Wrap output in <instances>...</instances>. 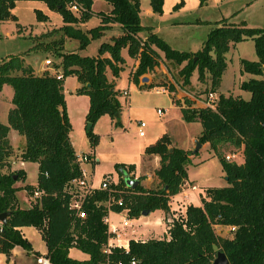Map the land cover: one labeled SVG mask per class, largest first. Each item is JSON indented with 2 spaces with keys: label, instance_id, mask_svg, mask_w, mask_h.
I'll list each match as a JSON object with an SVG mask.
<instances>
[{
  "label": "trees",
  "instance_id": "1",
  "mask_svg": "<svg viewBox=\"0 0 264 264\" xmlns=\"http://www.w3.org/2000/svg\"><path fill=\"white\" fill-rule=\"evenodd\" d=\"M16 1L19 0H0V23L15 20L11 9ZM38 1L59 14L62 25L58 29L67 38L76 40L79 48L97 37L108 23L118 24L121 33L110 42L100 43L94 56L57 51L60 59L52 67L60 68L61 79L46 70L35 74L20 56L0 60V90L3 85L11 88V107L7 109L6 122H0V214L5 213L4 221H0V254L8 256L12 247L19 245L26 253L41 256L32 250L19 230L32 226L45 245L42 256L49 264H209L215 256L212 245L224 253L228 264H264V28L221 19L208 30L200 50L178 51L153 33L144 39L137 36L143 28L139 23L138 0H103L110 6L108 13L91 10L92 0ZM162 2L148 0L152 13H161ZM71 3L76 4V12L69 9ZM92 16L99 18L98 25L86 31L72 26ZM35 19L45 21L47 17L35 10ZM248 38L253 42L256 59L240 58L238 62L240 71L251 76L239 84L249 97L223 95L218 87L226 68L224 54L229 47ZM123 48L128 56L137 57V64L129 74L133 83L137 84L140 77L158 64L155 49L162 53L163 59L179 66L177 73L182 85L189 84L193 71L197 81L208 80V92L215 95L213 107L194 106L188 98L172 102L184 121L200 124L197 141L208 144L226 176L225 185L202 190L200 205L188 204L183 214L171 218L165 236L129 239L126 248L107 245L110 234L103 220L107 210L124 211L129 219L156 209L167 212L169 197L180 191L186 179L189 155L197 152L171 146L169 137L163 133L143 149L144 155L159 158L154 188L142 187L140 177L130 188L125 179H133V165L114 163L117 179L110 185V193L94 189L85 195L80 209L83 217H78L70 207L71 199L78 193L71 182L80 178L81 166L69 140L72 128L65 111L62 79L74 75L79 83L75 93L88 97L84 122L90 127L84 133L93 149L98 136L91 131V125L101 115L112 119L120 111V95L105 73L109 71L117 77ZM167 91H173L172 85ZM10 130L24 140L20 161L36 164L34 183H23L22 169L8 171ZM225 144L241 149L239 163L221 156L218 148ZM89 161L94 163L95 159ZM16 182L21 184L16 186ZM17 190H23L28 197L27 208L19 207ZM35 190L40 193L33 198ZM214 225L232 227V235L215 234ZM70 248L87 257L82 260L69 257Z\"/></svg>",
  "mask_w": 264,
  "mask_h": 264
},
{
  "label": "rangeland",
  "instance_id": "2",
  "mask_svg": "<svg viewBox=\"0 0 264 264\" xmlns=\"http://www.w3.org/2000/svg\"><path fill=\"white\" fill-rule=\"evenodd\" d=\"M140 1L139 23L143 26L152 25L151 31L169 47L178 51L196 52L200 50L208 28L221 19H224L223 22L227 20L233 23L243 21L248 27L264 28V0H204L203 2L163 0L161 13L158 15L145 12L144 8H149L148 0ZM103 2L94 0L95 9H102ZM35 10L45 14L47 19L37 21ZM11 14L15 16V20L7 19L0 23V60L11 55L20 56L23 63L31 65L35 70L41 69L43 72L44 66L40 62L44 58L57 63L60 58L56 52H67L70 49L68 44L65 46L60 41L61 39L63 41L74 39L63 35L58 29L62 25L59 14L49 10L42 1H16ZM96 25V17H93L87 21L86 25L73 24L72 26L86 31ZM118 33L117 25L104 27L97 37L89 39L85 47L79 48L77 41L74 40L73 44L77 45L75 51L81 56L94 55L100 42H110ZM139 34L145 35V29L140 30ZM237 43L234 49L225 53L227 66L222 73L218 92L223 95H240L243 99H248L249 93L240 89L239 84L251 76L240 71L238 61L240 58L254 60L256 56L250 38ZM121 54L124 57V64L115 79V87L121 93L120 95L118 92L120 111L112 119L101 115L91 125V131L98 136L93 149H90L84 133L87 96L75 93V88L79 87V83L74 75H67L62 79L64 106L72 128L70 137L73 146L78 155L90 151L91 158L96 159L94 163L89 160L80 162L82 170L89 173L88 178L92 186L99 184L103 174H109L110 179L115 181L116 171L113 164L137 161L142 148L153 143L163 133L169 137L171 146L173 144L175 147H188L190 151H193L194 140H197L201 130L198 122H186L181 118L177 106L171 103L167 87L169 85L173 87V101L182 102V98H188L194 106H200L208 92V80L197 81L196 73L193 71L189 77V84L182 85L181 77L177 73L179 66L171 61L160 59L155 68L146 72L155 84L144 88L148 82L147 76L144 75L147 78L146 81L138 80L140 88L136 83L128 82L127 71L132 60L125 49H122ZM51 69L53 67H49L46 72L51 73ZM3 88L0 90L1 123L6 122V112L11 107L10 100H8L11 96V88L8 85H4ZM121 90L127 92V95H123ZM157 109L161 111L160 114L156 113ZM140 121L144 123L142 128L138 125ZM139 130L143 132L142 136L138 135ZM8 140L11 146L8 171H14L19 167V155L24 140L13 130L8 133ZM218 151L224 159L226 155H231L229 160L225 159L226 161L239 163L242 160L240 148L225 144L219 146ZM196 152L197 155L192 159L193 163H189L186 169L188 181L199 185L200 189L203 186L225 185V175L215 153L208 144H200ZM24 169L25 182L34 183L36 164L26 162ZM16 183V186L20 185V182ZM154 185L155 179L153 178L149 186L154 188ZM15 195L20 207L29 206V199L23 190H17ZM151 212L145 220L152 221L158 215L157 212ZM121 216H124L123 213L112 212L109 214V221L118 222ZM212 228L219 236L230 237L232 235V229L228 226L214 225ZM22 233L30 243L32 250L39 253L45 251V245L34 227L24 226ZM69 256L75 259L86 258L85 253L75 248L69 249ZM0 264H39V258L32 254H25L22 247L15 245L8 256L0 254Z\"/></svg>",
  "mask_w": 264,
  "mask_h": 264
},
{
  "label": "crops",
  "instance_id": "3",
  "mask_svg": "<svg viewBox=\"0 0 264 264\" xmlns=\"http://www.w3.org/2000/svg\"><path fill=\"white\" fill-rule=\"evenodd\" d=\"M103 1V0H102ZM139 1V13H138V16H139V20H140V11H141V1L140 0H138ZM103 4H104V6H102V9H95V7H94V0H92V3H91V10H93L94 12H97V11H100V12H102V13H108L109 12V10H110V6H109V4H107L106 2H103ZM102 4V5H103ZM148 7H149V4H148ZM145 9V12H147V13H152V11L150 10V7L149 8H147V7H145L144 8ZM153 15H158V14H155V13H152ZM45 15V14H44ZM94 18L96 17V20H97V25L99 24V18L97 17V16H93ZM93 17H91V18H93ZM90 19V18H89ZM88 19V20H89ZM87 20V21H88ZM87 21H85V22H83V23H78L79 25H86V23H87ZM226 22H229V23H232V24H238V23H240L241 21H238V22H235V23H233V22H230V21H227V20H225ZM61 24H62V22H61ZM117 25L118 27H119V25L118 24H116V23H108L107 25H105V27H110L111 25ZM140 25L143 27L142 29H145V31H146V34L145 35H143V36H141L140 34H139V32L137 33V36L139 37V38H141V39H144L147 35H148V33H153V31H151V29H152V25H150V26H143L141 23H140ZM213 26V25H212ZM211 28V27H210ZM210 28H208V30L210 29ZM141 29V30H142ZM208 32V31H207ZM206 32V33H207ZM121 33V29H120V27H119V33L117 34V35H119ZM154 34V33H153ZM116 35V36H117ZM246 40V39H245ZM73 42H74V40H66L65 39V41H63V44L66 46L67 44L69 45V50L68 51H70V52H76L75 51V48H76V46L73 44ZM241 42V41H240ZM100 43H102V42H100ZM236 44H238V43H235L234 45H233V47H229V49L227 50V51H229L230 49H234L235 47H236ZM125 48H123V50H124ZM155 49V48H154ZM174 49V48H173ZM126 50V49H125ZM156 51H157V53H158V55H159V60L160 59H162V60H164L163 59V57H162V54L160 53V51H158L157 49H155ZM121 51H122V49H121ZM121 51H120V56L122 57V59H123V62L119 65L120 66V70L122 69V67H123V64H124V57H123V55L121 54ZM77 53V52H76ZM78 54V53H77ZM96 54V53H95ZM94 54V55H95ZM94 55H82V56H94ZM106 55V54H105ZM224 56H225V54H224ZM131 58V60H132V62H131V64L129 65V68H128V71H127V80H128V82H131L130 80H129V74H130V72H132L133 70H134V68H135V66H136V64H137V57H130ZM226 58V57H225ZM44 59H46V58H44ZM43 59V60H44ZM256 59V58H255ZM254 59V60H255ZM159 60H158V62H159ZM225 61H226V59H225ZM24 64H27V63H24ZM40 64L41 65H43V61L42 62H40ZM29 65V64H28ZM31 68H32V70H33V72L35 73V74H39V72H41V69H34L31 65H29ZM44 66V65H43ZM226 66H227V63H226ZM156 67V66H155ZM155 67H153V68H155ZM47 69H49V66H44V70H47ZM119 70V71H120ZM51 72H54V73H58V74H61V70H60V68H57V69H55L54 70V68H53V71H51ZM119 73V72H118ZM145 76H147V78H148V82L145 84V86H144V88L145 87H147V86H152V85H154L155 84V82H153L151 79V76L148 74V73H146V74H144ZM144 75L142 76V77H144ZM105 76H106V78H107V80L108 81H111V82H113V84H114V89L115 90H117L119 93H120V90H118V89H116V87H115V79H116V77H113L111 74H110V72L109 71H106V73H105ZM222 76V75H221ZM142 77H140L139 79H140V81L142 80L141 78ZM146 77H145V80H143V81H146V79H147ZM220 86V85H219ZM4 87V85L2 86V88L1 89H4L3 88ZM62 87H63V85H62ZM137 87H140V84L139 83H137ZM141 88V87H140ZM76 89V88H75ZM122 91H124V90H121V92ZM218 91H219V88H218ZM168 92V91H167ZM173 91H170V92H168V94L170 95V97H171V103H173L172 102V95H173V93H172ZM120 95H121V93H120ZM125 95H127V92H126V94ZM63 96H64V90H63ZM84 96H86V95H84ZM11 97V96H10ZM8 100H10V98L8 97ZM120 100V96L118 97V101ZM181 101V100H180ZM120 103V102H119ZM194 105V104H193ZM196 105V104H195ZM200 106H202V105H200ZM87 107H88V97H87V105H86V109H85V112H86V110H87ZM177 109H178V107H177ZM178 111H179V109H178ZM106 116H108V115H106ZM110 119V118H109ZM72 130V129H71ZM11 131V130H10ZM9 131V132H10ZM8 132V133H9ZM71 133V132H70ZM70 133H69V140H70V143H71V145H72V147H73V150L75 151V154H77L76 153V149L74 148V146H73V142H72V140H71V137H70ZM142 135H143V132H142ZM142 135H139V136H142ZM151 144V143H150ZM146 146V145H145ZM144 146V147H145ZM172 146H174L173 144H172ZM144 147L142 148V151L140 152V154H139V157H138V160L137 161H133V162H127V163H124V164H132L133 165V170H132V176H133V178L135 179V178H137V177H140V181H139V183L141 184V186L142 187H144V188H147V189H149V188H152L151 186H149V184L151 183V181L153 180V178L155 179V185L154 186H156L157 185V182H158V180H157V178L155 177V175H154V170L155 169H157L158 168V165H159V158H158V156H155V155H144L143 154V149H144ZM178 148H181V149H183V150H189L188 149V147L187 148H183V147H178ZM90 152V151H89ZM87 153V152H86ZM197 155V154H196ZM196 155H189V163H193V161H192V159L194 158V156H196ZM95 161H96V159H95ZM188 163V164H189ZM25 164H26V161H19V167H18V169H22L23 171H24V173H25V178H26V172H25V169H24V166H25ZM188 164H187V166H188ZM187 166H186V169H187ZM82 169V168H81ZM104 175V174H103ZM90 175H89V173H85V177L90 181V178H88ZM116 179H117V176H116ZM150 180V181H149ZM149 181V182H148ZM23 183H26L25 182V179H24V181H23ZM16 185H17V183H15ZM19 184H21V183H19ZM191 185H193V186H195V188L194 189H190L189 187L191 186ZM153 186V187H154ZM199 185H197V184H192L191 183V181H188V179H187V177H186V179H185V181H184V183L181 185V187H180V191L178 192V193H176L175 195H172V196H170L169 197V201H168V211L167 212H164V211H162V210H160V209H156V210H153V212H157V216L152 220V221H149V220H145V217L146 216H148V214L151 212H147V214H145V215H139V217H137V218H132V219H129L127 216H126V214H125V212L124 211H120V212H118V213H123V215L124 216H121L120 217V220L118 221V222H116V221H109V214L110 213H112L113 211H110V210H107V212H106V215H105V217L103 218V220H104V222L106 223V225H107V232L110 234L109 235V237H108V239H107V245L108 246H121V247H124V248H126V246H127V241L129 240V239H133V240H145V239H147V238H150V237H157L158 235H160L161 237H163V236H165L166 235V230H167V228H168V225H169V222H170V220H171V218H173V217H175V216H177V215H179V214H183L184 213V209H185V207H186V205H188V204H192V205H194V206H198V205H200V202H199V194H201L203 191V189L205 188V187H209V186H203L201 189H200V187H198ZM17 202H18V199H17ZM27 203V202H26ZM28 204V203H27ZM18 205H19V203H18ZM19 207H20V205H19ZM26 208L28 207V206H25ZM152 213V212H151ZM123 219H127V223H128V225L127 226H122L121 225V222H122V220ZM114 220V219H113ZM228 228H230V229H233L232 227H230V226H228ZM19 230H20V232L22 233V227H20L19 228ZM37 231V230H36ZM22 235H23V233H22ZM24 236V235H23ZM157 238H159V237H157ZM33 251H36V250H33ZM79 251V250H78ZM36 252H38V251H36ZM45 252H46V248H45V251L43 252V253H39L38 252V254L39 255H41L42 256V254H45ZM25 254H31V253H26L25 252ZM33 255V254H32ZM68 255H69V251H68ZM86 255V254H85ZM34 256V255H33ZM35 257V256H34ZM70 257V256H69ZM87 257V256H86ZM75 259V258H74ZM85 259V258H84ZM78 260H82V259H78Z\"/></svg>",
  "mask_w": 264,
  "mask_h": 264
},
{
  "label": "built area",
  "instance_id": "4",
  "mask_svg": "<svg viewBox=\"0 0 264 264\" xmlns=\"http://www.w3.org/2000/svg\"><path fill=\"white\" fill-rule=\"evenodd\" d=\"M69 9L72 11V12H76L77 11V6L75 3H71L69 5ZM52 62L50 59H44L43 60V65L44 66H49V67H52ZM44 70V69H43ZM53 71V69H51ZM45 71V70H44ZM42 72V71H41ZM39 72V74L41 73ZM49 74H53L55 76L56 79H61V75L58 74V73H54V72H51ZM122 94H126L125 91H122ZM214 98H215V95L211 92H208L206 94V97L205 99L202 101V106H209V107H213V101H214ZM156 113L157 114H160L161 111L159 109L156 110ZM139 125V128H142L144 126V123L143 122H139L138 123ZM138 135H142V131L139 130L138 131ZM230 156L231 155H226L225 156V159L226 160H229L230 159ZM75 157H76V160L80 163V162H85L87 160H92L93 158H91L89 156V154H75ZM133 178V177H132ZM134 179V178H133ZM136 179V178H135ZM116 183V180L115 181H112L110 179V176L109 174H104L102 175V178L101 180L99 181V184L97 186H92L90 181L85 177V172L81 169V175H80V178L77 179V180H73L71 182V184L73 186H76L78 188V193L75 194L73 196V198L71 199L70 201V207H72L73 209L76 210V214L78 215V217H83L84 214L82 211H80L81 209V203H82V200L83 198L85 197V195H88L90 194L94 189H101V190H106L107 194H109V189H110V185L112 184H115ZM190 189H194L195 186L191 185L189 187ZM39 191L38 190H35L32 194V197H37L39 195ZM117 204H120V200H116L115 201ZM121 225L122 226H127L128 223H127V219H123L122 222H121ZM39 258V264H49L48 262V259L45 257V256H39L37 257Z\"/></svg>",
  "mask_w": 264,
  "mask_h": 264
},
{
  "label": "water",
  "instance_id": "5",
  "mask_svg": "<svg viewBox=\"0 0 264 264\" xmlns=\"http://www.w3.org/2000/svg\"><path fill=\"white\" fill-rule=\"evenodd\" d=\"M141 79L145 80V77H142ZM114 116H117V114L115 113ZM89 127H90V124H86V128L88 129ZM194 143H195V146L193 148V151H196L198 149V147L200 146V143L197 142V140H194ZM225 180H226V176H225ZM125 183L130 188H133L134 185L137 183V180L136 179H125ZM145 214H147V212H141V215H145ZM4 215H5V213L0 214V221L1 222L4 221ZM212 250L215 251V256L209 264H228V261L224 255V253L219 251L217 249L216 245H212Z\"/></svg>",
  "mask_w": 264,
  "mask_h": 264
}]
</instances>
